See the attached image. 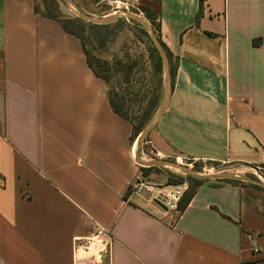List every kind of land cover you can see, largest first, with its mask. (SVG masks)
<instances>
[{
    "label": "crops",
    "instance_id": "obj_1",
    "mask_svg": "<svg viewBox=\"0 0 264 264\" xmlns=\"http://www.w3.org/2000/svg\"><path fill=\"white\" fill-rule=\"evenodd\" d=\"M158 8L175 75L153 159L210 173L264 165V0ZM36 9L0 0V264H76L75 239L98 227L104 264H264V189L190 183L173 214L131 193L143 173L133 125L81 39Z\"/></svg>",
    "mask_w": 264,
    "mask_h": 264
},
{
    "label": "rangeland",
    "instance_id": "obj_2",
    "mask_svg": "<svg viewBox=\"0 0 264 264\" xmlns=\"http://www.w3.org/2000/svg\"><path fill=\"white\" fill-rule=\"evenodd\" d=\"M75 1L81 12L93 18L112 17L118 11H125L140 14L148 20L146 13L148 9L156 10L160 4V0H123L124 3L119 4V8H115L114 5L98 0ZM35 2L41 13L70 23V28L82 37L96 66L98 61L108 63V66L103 65V70L101 69L109 78L108 91L124 98L126 101L124 113L136 120V127L145 124L143 131L163 105L166 92L164 65L162 70L157 67V54L147 25L123 13L110 28L101 30L83 20L78 11L65 0H35ZM137 140L138 137L135 141ZM147 147L146 144L143 146L145 154L141 152L144 161L155 158ZM192 163L187 161L182 164L190 166L199 173H210L209 166L206 169L202 164L192 165ZM220 172L224 171L215 170L213 173ZM142 174L155 184L173 185L187 180L186 174L169 167H158ZM240 174L264 182V165L249 167Z\"/></svg>",
    "mask_w": 264,
    "mask_h": 264
},
{
    "label": "water",
    "instance_id": "obj_3",
    "mask_svg": "<svg viewBox=\"0 0 264 264\" xmlns=\"http://www.w3.org/2000/svg\"><path fill=\"white\" fill-rule=\"evenodd\" d=\"M72 8L78 11L79 16L90 23L96 24V25H109L114 22H116L119 17L124 13L128 17L135 19L139 22L144 23L147 25L150 31L151 38L159 52V54L162 57L163 65H164V78H165V100L163 105L160 107L158 112L156 113L153 120L149 123V125L141 132V134L138 136V149L135 154L136 162L140 164L142 167L150 168V167H169L174 168L176 170L181 171L183 174H186L187 176H192L198 179L202 180H224V179H234V180H240L242 182H247L250 184L258 185L261 187H264V182L261 180H256L247 176H243L240 173H199L194 171L190 166L184 165L178 161L170 160V159H153L150 161H144L142 158V147L147 143V138L149 137L152 130L157 126L158 122L166 112V110L169 107L172 92H173V78L171 73V65L170 60L168 57V54L164 47L162 46L157 34L154 25L146 19L144 16L140 14H134L131 12H125V11H118L114 16L112 17H104V18H93L90 17L83 12H81L80 7L76 3L75 0H65Z\"/></svg>",
    "mask_w": 264,
    "mask_h": 264
},
{
    "label": "built area",
    "instance_id": "obj_4",
    "mask_svg": "<svg viewBox=\"0 0 264 264\" xmlns=\"http://www.w3.org/2000/svg\"><path fill=\"white\" fill-rule=\"evenodd\" d=\"M98 1L114 5L115 8H119V4L124 3L123 0ZM134 159L136 161L135 155ZM189 189L190 182L188 180L180 184L173 185L155 184L149 181L147 177H144L143 174H140L130 187V191L132 194L149 201L160 209H163L171 214L177 213L179 211V206ZM249 239L253 240L251 237H249ZM109 241V233L99 227L89 237L76 238V264H84L88 261L90 262V264H104L105 259L109 253ZM82 248L87 249L88 254L90 253L87 256L88 258L83 257L81 254H79V250ZM255 251L258 250L255 249Z\"/></svg>",
    "mask_w": 264,
    "mask_h": 264
},
{
    "label": "trees",
    "instance_id": "obj_5",
    "mask_svg": "<svg viewBox=\"0 0 264 264\" xmlns=\"http://www.w3.org/2000/svg\"><path fill=\"white\" fill-rule=\"evenodd\" d=\"M36 10H37V12H40L38 9H36ZM146 13H147V16H148L149 20L153 23V25H154V27H155V29L157 31L158 38H159V36H160L159 33L161 31V24H160V21H159V16H160L159 8H156V10L148 9V11ZM43 15L46 16V17L58 20L62 24V26L65 29V31H67L68 33L74 34V35H76L77 37H79L81 39V41L83 43V46H84V51H85V54H86V57H87V62L89 64V66L92 68V70L95 73V75L98 78L104 80L106 82L107 86L109 87V78H108L106 73L101 71V69L103 70V65L108 66V63L107 62L98 61V65L97 66L95 65V63L91 59V55H90L89 51L86 49V45H85L82 37L78 33H76L74 30H72L70 28V23L68 21L65 22V21H63V20H61V19H59L57 17H54V16H50V15H46V14H43ZM112 25L113 24L96 25V24L91 23L92 27L97 28V29H101V30H107ZM159 40H160V38H159ZM160 42H161L162 46L164 47V49L168 52L167 47L165 46V44L161 40H160ZM153 44H154V42H153ZM154 51L157 54V67L162 70L163 69L162 57L159 54L155 44H154ZM171 73H172V76L174 77L175 71L172 68H171ZM108 93H109V99H110V102H111V106H112L114 112L117 113L122 118H124L125 120L129 121L133 125L134 132H135L134 133L135 135L133 137V141H135L137 139L138 135L140 134V132L142 131V129H143L145 124H143L141 127H136L135 126V121L136 120L130 118L129 115L125 114L124 111H123L124 107L126 106V101L124 100V98L119 97V94H117V93H112V92H109V91H108ZM196 167L197 166H195V168ZM157 168L158 167H150V168L142 167V171H143V173H146V172H149L150 170H154V169H157ZM186 178H187V180L190 181L191 185H194V184H197V183L200 184V183H203V182L206 181V180L198 179V178H195V177H192V176H187ZM225 180L226 181H230V182H234V183L245 184L244 182H242L240 180H234V179H225ZM247 185H250V186L255 187V188L264 189V187H261V186H258V185H254V184H247ZM186 194H189V196L191 195V197H192L193 196L192 188H190L187 191Z\"/></svg>",
    "mask_w": 264,
    "mask_h": 264
},
{
    "label": "bare ground",
    "instance_id": "obj_6",
    "mask_svg": "<svg viewBox=\"0 0 264 264\" xmlns=\"http://www.w3.org/2000/svg\"><path fill=\"white\" fill-rule=\"evenodd\" d=\"M137 145H138V141H136V147H137Z\"/></svg>",
    "mask_w": 264,
    "mask_h": 264
}]
</instances>
